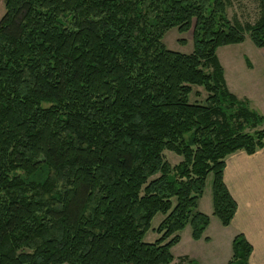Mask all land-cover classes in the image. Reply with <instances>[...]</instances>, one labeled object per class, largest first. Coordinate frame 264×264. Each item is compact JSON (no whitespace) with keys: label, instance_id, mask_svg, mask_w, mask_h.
I'll return each mask as SVG.
<instances>
[{"label":"trees","instance_id":"1","mask_svg":"<svg viewBox=\"0 0 264 264\" xmlns=\"http://www.w3.org/2000/svg\"><path fill=\"white\" fill-rule=\"evenodd\" d=\"M257 1L241 25L228 0H4L0 264H169L178 232L198 240L209 224L197 210L209 173L212 214L231 223L225 157L264 146V115L228 90L216 49L243 31L264 47ZM172 27L191 30V53L165 48ZM231 248L227 264H249L242 233Z\"/></svg>","mask_w":264,"mask_h":264},{"label":"crops","instance_id":"2","mask_svg":"<svg viewBox=\"0 0 264 264\" xmlns=\"http://www.w3.org/2000/svg\"><path fill=\"white\" fill-rule=\"evenodd\" d=\"M248 53L235 55L230 52L228 59L221 61L216 50L228 90L238 99H246L252 109L264 115V47L248 46ZM223 181L236 203L233 219L228 226H222L218 225L212 209L203 212L209 216L210 221L202 237L196 241L204 240L209 244L203 246L208 255L206 257H214L211 250L213 239L209 235V228L215 227L216 231L222 234L219 237L224 243V264H227L232 254V239L235 234L242 233L252 246L249 264H264V146L253 154L238 150L227 155Z\"/></svg>","mask_w":264,"mask_h":264},{"label":"rangeland","instance_id":"3","mask_svg":"<svg viewBox=\"0 0 264 264\" xmlns=\"http://www.w3.org/2000/svg\"><path fill=\"white\" fill-rule=\"evenodd\" d=\"M5 12L4 0H0V18ZM260 7L258 5L257 0H228L227 4V15L231 22H235L238 24H244L246 22L253 23L259 16ZM245 39L241 42V46H235L233 44L223 45V48L218 47L217 55L218 58L222 61L223 59H228L230 52H234L235 55L237 53L246 52L248 53V46L254 47L255 45L251 42L249 33L243 31ZM185 40L184 44L180 42V40ZM161 42L165 46V48L189 54L192 52L193 44H192V32L191 30L187 32H179L177 27H172L168 29L163 35ZM256 47V46H255ZM258 56V55H256ZM251 57V55H250ZM227 69V65L225 66ZM206 96V92L202 87L193 86L192 92L189 95V101H197L204 102ZM264 127V123L260 125L257 129ZM252 131V130H250ZM165 159L171 164L176 165L181 161L182 157L180 155L175 154L171 151H164ZM211 180L212 175L209 173L205 180V188L202 196L197 201V210L202 212H208L212 209V199H211ZM163 215L161 213H157L153 219L151 220V227L144 235L143 240L145 242H153L158 234L152 230V228L156 227ZM215 219L220 225L219 219L215 216ZM212 227V228H211ZM209 235L213 239L212 249L214 252V257H206V251L203 246L209 245L204 242V240L196 241L191 237V227L189 224L178 232L179 241L171 247V253L173 255V261L169 264H175L182 257H186L189 260H192L194 264H224V255L225 248L224 243L221 240L222 234L216 231V228L210 226ZM203 253L205 255H203ZM183 264H187V260L184 258L181 260ZM66 264V263H62Z\"/></svg>","mask_w":264,"mask_h":264}]
</instances>
